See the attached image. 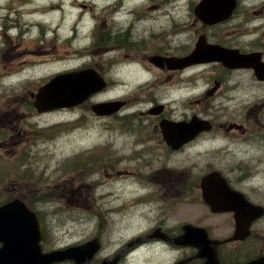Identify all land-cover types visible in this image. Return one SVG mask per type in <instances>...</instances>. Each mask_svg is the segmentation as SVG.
Wrapping results in <instances>:
<instances>
[{
    "label": "flooded vegetation",
    "instance_id": "1",
    "mask_svg": "<svg viewBox=\"0 0 264 264\" xmlns=\"http://www.w3.org/2000/svg\"><path fill=\"white\" fill-rule=\"evenodd\" d=\"M201 1L140 0L126 5L134 14V20L113 46L126 62L125 67L134 66L143 77L130 85L121 75L115 78L113 69L106 71L107 96L121 99L125 104L116 117H105L116 118L125 125L132 124L134 140L127 148H118L113 140L100 141L97 150L89 148L84 158L73 160L75 165L70 159L71 154L62 155L60 160V166L68 162L73 165L75 174L68 177L62 171L61 175L66 179L59 180V183L64 187L70 186L76 190L78 198H86L92 205L98 203L100 196L97 194L96 197L95 192L87 194L86 188L91 182L100 187L101 184L107 185L108 200L113 195L120 196L113 189L119 181L129 182L134 190L135 186H142L145 190L133 195L132 204H149L154 223L146 228L133 229L137 231L135 236L125 239L115 250L108 251L111 243H106L105 235L64 240L50 228L48 220L41 219L42 229L10 230L8 233L12 235L7 239L10 246L0 239V264H44L45 253L67 249L77 243L81 245L96 237L101 241V247L92 256V264H101L118 253L116 264L132 262L131 253L143 243L150 244V248H162V253L167 254L164 264H264V175L255 174L257 166L245 165L250 160V153L235 147L236 160L219 167L213 164L197 166L191 162L176 164L171 160L172 157H190L192 149L206 141L210 137L206 135L218 127L215 108L238 99V92L244 88H254L259 92L254 97L259 110H248V118L234 116L238 123L227 124L226 128L232 133L233 142L240 147L259 146V138L264 145V0H236L232 13L215 23L206 21L212 17L197 13ZM171 5L177 9L175 16L170 13ZM158 9L166 11V18L152 16ZM175 19L179 23L176 24ZM5 43L0 48V56H6L11 50L9 41ZM198 44L209 48L208 45H216L232 51L234 56L229 55L233 59L220 57L206 61L203 58L208 56L200 55V59L184 67L167 62L168 58L180 59L191 55ZM240 55L248 59L239 60ZM158 58H161L160 63ZM229 64L238 67H230ZM121 87L122 94H113L116 88ZM20 105L14 115L13 110L4 112L5 107L0 101V160L26 155L32 150V136L28 132L30 125L26 121L14 122L16 117L26 116ZM158 105H162L160 111L150 114L149 110ZM81 107L83 104L75 109ZM135 107L144 108L129 111ZM128 113L131 116L122 117ZM9 114L13 116L11 120L2 118ZM194 115L208 118L213 129L185 140L183 129L186 131V128L177 129L174 125H185ZM128 117L132 118L124 122L123 118ZM166 119L173 124L171 143L164 137L161 126ZM83 120L82 116L75 119L77 122ZM126 156H130L132 161L127 162ZM214 170L222 172L233 191L230 210L216 211L202 197V177ZM17 172L11 164L0 163V206L18 196L38 216L42 215L25 200L30 191L25 193L23 190L32 185H43V181L18 179L21 176H16ZM25 177L28 178L27 175ZM126 203L127 199H122L121 204ZM187 223L206 228L210 238L217 239L218 244L208 246L173 241L172 238L185 233ZM163 234L169 238L161 237ZM24 246L33 254L22 252ZM32 248L34 252L30 250ZM52 264L77 263L67 258L65 262ZM81 264L88 263L84 261Z\"/></svg>",
    "mask_w": 264,
    "mask_h": 264
},
{
    "label": "rangeland",
    "instance_id": "2",
    "mask_svg": "<svg viewBox=\"0 0 264 264\" xmlns=\"http://www.w3.org/2000/svg\"><path fill=\"white\" fill-rule=\"evenodd\" d=\"M115 1L117 7L123 4L124 6L109 10L108 5ZM138 1L140 0H0V28L2 27L0 48L4 47L6 40L9 41L11 48L6 56H0V101L5 107L4 112L13 110L16 115L17 104L21 103L19 99L25 98L29 91H35L60 71L81 68L89 62L106 70L107 60L115 78L121 75L128 84H135L143 75L134 66L125 67L126 62L114 46L109 53H105L109 44L105 42L99 44L97 27L104 25L112 34L116 26L120 27L123 24L122 21L134 20V14L129 12L126 5ZM82 4H91L93 8L87 10ZM27 9H30V12H25ZM169 9L173 16L177 14V9L173 5L169 6ZM152 16L164 19L166 11L158 9ZM175 22L177 24L179 20L175 19ZM13 34L16 35L14 40ZM109 38L108 36L107 39ZM74 47H77L80 53L85 52L84 55L78 59H71V56L76 55L73 52ZM63 54L65 59L59 61ZM44 59L56 62L47 66H40L34 62ZM120 68H123L122 71H115ZM122 93V87L113 91V94ZM238 93V99L215 108L214 116L218 127L206 135L210 137L193 148L190 157H172L171 160L176 164L191 162L197 166L230 165L236 160L234 148L239 147L250 153V160L245 165L257 166L255 174L264 175L262 138L258 139L259 146L243 148L233 142L232 133L226 128L227 124L238 123L234 116L248 118V110H259V106L254 103V97L259 93L256 89L244 88ZM143 108L135 107L129 111ZM63 111L40 114L39 118L31 120L32 135L38 134L37 128L40 127L38 125L44 126V135L33 143L31 163L27 170L42 172L43 180L47 182V185L43 186L46 197L40 199L36 191L34 198L47 216L50 228L54 229L57 235L63 236L64 240L87 239L94 234H102L106 239L111 238L108 251H113L125 239L137 234L133 229L144 228L142 224L146 228L154 223L149 204L137 206L132 204L133 195H138L145 189L142 186H135L134 190L129 182L119 181L113 185V189L122 199L126 198L127 203L120 208L102 212L105 203L101 201L107 197L100 196L96 208L92 209L85 200L77 198L76 191L71 194L70 186L64 187L59 183L60 177L63 176L62 171L68 177H73L75 173L73 165L69 162L57 167V159L62 155L71 154L70 159L74 164L73 160L84 158L89 148L97 150L100 147L97 144L103 140H113L118 148H127L134 140V126L125 125L113 117H96L90 107ZM78 116H82L84 120L75 121ZM12 118V114L6 117L8 120ZM131 118H123V121L128 122ZM21 121L22 116L14 120L15 124ZM239 124L243 126V123ZM239 132L242 133L241 130ZM126 161L131 162L132 158L126 156ZM86 190L90 191V187ZM23 191L27 193L29 190ZM116 216V220H113ZM115 222L122 230L117 231L116 236L112 237L110 233L112 229H116V226L113 227ZM141 246L144 247L131 253L132 262L126 264H164L167 254L162 253V248H150V244L146 243Z\"/></svg>",
    "mask_w": 264,
    "mask_h": 264
},
{
    "label": "water",
    "instance_id": "3",
    "mask_svg": "<svg viewBox=\"0 0 264 264\" xmlns=\"http://www.w3.org/2000/svg\"><path fill=\"white\" fill-rule=\"evenodd\" d=\"M235 4L236 0H205L202 6H204L205 14L213 15L217 17L216 19H219L221 17L229 15L235 7ZM218 48L220 47H217L216 53L219 55L220 49ZM226 52L234 56L232 51L227 50ZM232 56H229V58L231 59ZM238 59H248V57L240 55L238 56ZM103 87H105L103 78L93 69H85L81 71L65 73L56 76L54 79H52V81H50L40 89L41 92L38 93L37 101L35 102V104L40 111L50 110L58 107L73 106L84 101L91 94L102 89ZM120 106V102L97 103L94 105V109L99 114H105L118 109ZM194 122L195 121H193L192 123ZM197 124L198 129L200 130L206 127L202 124V122H198ZM215 181H217V178L216 175L213 174L208 177V179H205L203 183L204 188L207 184H210V182ZM205 196L209 198V195L206 192ZM18 202L20 201L16 200L15 202L7 205V207H3L0 212L7 210L8 207L18 204ZM21 204V206H24L23 208L26 214L31 212L27 209L28 207L25 206L22 202ZM212 206L216 207L217 204ZM194 235L202 238L204 240V243L206 244H211V242H213L206 237L198 235L197 233H187L185 236L180 237L178 240L180 242H189L190 239H193ZM98 247L99 242L92 241L78 247H71L64 251H54L48 253L47 255H45L44 259L47 263H50L58 259L69 257L76 258L79 262H84L93 256ZM116 261L117 258L108 262L105 261L102 264H115Z\"/></svg>",
    "mask_w": 264,
    "mask_h": 264
},
{
    "label": "bare ground",
    "instance_id": "4",
    "mask_svg": "<svg viewBox=\"0 0 264 264\" xmlns=\"http://www.w3.org/2000/svg\"><path fill=\"white\" fill-rule=\"evenodd\" d=\"M25 12H30V9H27ZM25 22H26V20H25ZM27 23V22H26ZM123 24L120 26V27H117L116 26V28L114 29V31H113V33L109 36L110 38L109 39H107V37L104 39V42L106 43V44H113L116 40H117V38H118V36H120L121 34H122V32L127 28V27H129L130 25H132V22H131V20H128V19H126V20H124L123 22H122ZM29 28V27H28ZM79 57V55H73V56H71L70 58L71 59H77ZM42 62H45V61H40L39 63H42ZM41 66V65H40ZM19 101L21 102L20 104H22V105H25V104H28V103H30V99H27V98H23V99H19ZM124 116H131V114L130 113H128L127 115H122V117H124ZM127 145H129V142L127 143ZM121 148H125V147H121ZM18 179L20 178V177H17ZM64 179H66V176L65 175H63V176H61L60 177V180H64ZM90 186L93 188V187H95L96 186V188H97V194L99 195V196H104L105 194H106V188H107V185H105V184H101V187L98 185V184H96L95 182H91L90 183ZM98 186V187H97ZM121 202H122V198L120 197V196H118V195H113V196H111L110 198H109V200H108V203H107V205L105 206V207H103V209H102V212H105V211H107V210H113V209H115V208H118V207H121L122 206V204H121ZM40 217V220L41 219H43V220H47V216L45 215V214H42V215H40V216H38V218ZM116 218H117V216L116 217H114L113 218V220H116ZM114 226H116V229H118V231H121L122 229H120L121 227H117L118 226V223H114L113 224V227ZM21 232V231H20ZM116 233H117V231H113V229H112V231H111V233H110V236H112V237H114V236H116ZM12 235V234H11ZM111 238H109V239H107L106 240V243L108 244L109 243V240H110ZM170 241H171V239H170ZM10 242H13V241H10ZM27 244V243H26ZM9 246L11 245L10 243L8 244ZM29 245H31V244H29ZM28 246V245H27ZM34 246H35V244H34ZM79 246V244L77 243L76 245H74V247H78ZM29 247V246H28ZM36 247V246H35ZM34 247V248H35ZM13 248H15V247H13ZM30 248H31V246H30ZM17 249V251H18V248H16ZM20 249H22V247L20 248ZM24 249H25V246H24ZM22 249L23 251L22 252H24V251H27V249ZM37 249V248H36ZM29 250V249H28ZM30 250H33V252H34V249L32 248V249H30ZM19 252V251H18ZM21 252V253H22ZM27 252H29V251H27ZM27 252H26V254H27ZM20 253V252H19ZM29 254L30 255H32L30 252H29ZM28 255V254H27ZM36 255H38V254H36ZM62 262H65V260H62ZM86 263H88V264H92V257L90 258V259H87L86 260Z\"/></svg>",
    "mask_w": 264,
    "mask_h": 264
}]
</instances>
